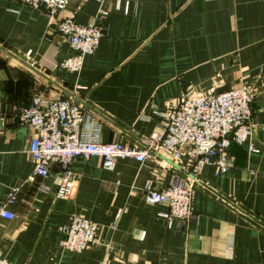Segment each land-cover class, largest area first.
I'll use <instances>...</instances> for the list:
<instances>
[{
    "label": "crops",
    "instance_id": "crops-1",
    "mask_svg": "<svg viewBox=\"0 0 264 264\" xmlns=\"http://www.w3.org/2000/svg\"><path fill=\"white\" fill-rule=\"evenodd\" d=\"M78 24L97 19L103 38L81 71L60 63L73 56L40 9L0 0V258L9 264H264V0H69ZM253 91L251 141L231 144L225 173L205 166L193 184L194 220L171 228L164 205H147L143 187L188 181L184 163L152 155L142 164L119 159L73 160V194L57 199L61 166L33 177V131L16 124L19 110L74 99L84 130L103 143L138 146L155 132L161 113L183 93ZM249 144L253 150L249 151ZM39 186L47 192L38 190ZM81 216L100 227L98 245L60 249L59 229Z\"/></svg>",
    "mask_w": 264,
    "mask_h": 264
},
{
    "label": "built area",
    "instance_id": "built-area-1",
    "mask_svg": "<svg viewBox=\"0 0 264 264\" xmlns=\"http://www.w3.org/2000/svg\"><path fill=\"white\" fill-rule=\"evenodd\" d=\"M40 9L51 22L73 56L63 60L59 69L77 74L83 60L92 56L104 33L97 19L81 25L64 11L69 0H15ZM254 94L251 89L240 86L219 94H198L192 90L183 93L178 104L165 109L155 132L138 146L121 143H103L99 140V128L92 125L86 132L84 111L71 98H55L43 103L36 95L29 106L19 110L16 124L28 126L33 137L28 155L33 163V177L46 178L49 166L57 162L61 166L59 184L54 192L57 199H68L73 194L74 180L70 170L73 160L87 161L92 157L101 159L106 170H112L119 159H133L142 164L152 155L168 159L174 164L184 163L188 181L173 180L162 189L147 183L141 192L147 205H164L167 227L176 224L182 231L194 220L192 203L193 184L205 166L225 173L231 167L228 149L231 144L249 143L253 137L255 120L253 114ZM249 151L252 145L249 144ZM47 192V188L38 187ZM16 190L10 192L0 206V218L11 220L13 216L5 208L13 202ZM60 249L80 253L98 245L100 227L81 216L70 218L59 229ZM0 264H9L0 258Z\"/></svg>",
    "mask_w": 264,
    "mask_h": 264
},
{
    "label": "rangeland",
    "instance_id": "rangeland-1",
    "mask_svg": "<svg viewBox=\"0 0 264 264\" xmlns=\"http://www.w3.org/2000/svg\"><path fill=\"white\" fill-rule=\"evenodd\" d=\"M249 89V88H248Z\"/></svg>",
    "mask_w": 264,
    "mask_h": 264
}]
</instances>
